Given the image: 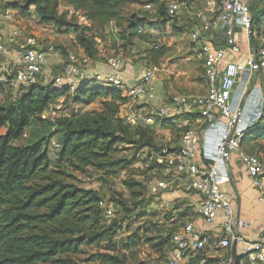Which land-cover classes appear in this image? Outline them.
<instances>
[{
    "label": "trees",
    "instance_id": "trees-1",
    "mask_svg": "<svg viewBox=\"0 0 264 264\" xmlns=\"http://www.w3.org/2000/svg\"><path fill=\"white\" fill-rule=\"evenodd\" d=\"M31 1L39 10L53 13L50 17L54 21L60 19V27H74L64 18H57L54 8L58 0ZM62 1L82 12L93 26L104 29L113 22L121 25L124 5L133 0ZM180 1L189 3L191 0ZM53 3L54 8L51 6ZM258 10L259 7L253 24L258 16L264 15V12L257 14ZM143 21L145 19L135 22V31H138ZM87 31L91 29L87 28ZM257 37H262L261 29ZM254 40L253 36V42ZM79 44L92 61L101 60L94 38L81 35ZM62 53L65 57L68 56L67 52ZM163 55L162 50H153L151 62L158 66ZM9 91L0 84V94L8 92L10 97L7 100L9 104H0V131L6 129V133L0 135V264H83L74 257L86 254V247L97 250L88 254L87 263L147 264L135 261L133 251L143 243L153 244L155 248L159 244L139 234L129 238L123 250L131 251L129 254L119 251L116 246L100 250L105 244L112 243L123 227L116 221L106 223L109 216L100 206L103 199L98 190L80 187L69 175L70 171H85L87 168L105 173L114 169L125 171L133 163L116 158L125 150V145L145 140V145L155 147L154 141L147 138V135H151L150 127H134L122 118L121 111L128 99L121 90L97 86L92 81H82L74 92L67 86L56 89L53 84L24 88L14 98ZM61 98L66 103L72 101L86 106L102 100V105L100 109L93 111L73 110L50 122L54 128L50 137L27 146L16 145L34 122H45L43 114ZM170 120L158 123L171 125L172 130L176 128L181 134L190 129L189 126L179 128L176 124H170ZM263 120L264 113L258 121L247 127L242 142L250 132L262 129L257 128V125ZM56 135H62V142L57 163L53 164L48 146ZM124 185L132 194L137 207L143 197V193L138 191L143 189L142 184L129 179ZM116 203L124 211L130 212L128 200L119 199ZM175 224L173 216L172 229L160 244L166 262L152 264H169V254L174 249L173 236L177 231ZM204 252L207 250L187 252L188 260L184 264H194ZM207 257L208 264H220L219 257ZM246 258L239 257L237 264H246Z\"/></svg>",
    "mask_w": 264,
    "mask_h": 264
},
{
    "label": "rangeland",
    "instance_id": "rangeland-1",
    "mask_svg": "<svg viewBox=\"0 0 264 264\" xmlns=\"http://www.w3.org/2000/svg\"><path fill=\"white\" fill-rule=\"evenodd\" d=\"M55 1L57 0H53V2ZM171 1L133 0L124 5L121 25L113 22L107 24L104 29H98L87 21L82 12L74 10L72 6L62 0H58L55 8L54 3L51 6L56 10L57 18H64L74 26L72 28L60 27L58 24L60 19L54 21L50 17L53 13L39 10L37 5H32L31 0H0V11H9L13 15L11 20H3L0 23V41L5 45L7 51L0 55V66L4 62L13 64L11 56L23 52L22 48L28 37L37 38L41 46L55 47L59 55L62 52L84 54V50L79 44V37L83 35L95 39L96 48L103 61L117 58L122 61L125 69L129 66L139 65L154 70L162 83L165 94L169 97L175 95L187 98L202 96L208 90L205 66L202 59L192 57L190 49L193 45L195 46V43L192 42L191 33L196 25V14L204 12L212 15V10H217L222 0H191L189 3L176 0L182 3L183 8L173 19L167 15L166 11L167 5ZM263 12L264 2L259 6L257 14ZM138 19H145V21L141 23L138 31H135L133 27ZM87 28H90L91 31H87ZM259 29L262 32V37H259L261 40L259 43L254 40L257 50L264 48V15L258 16L253 24L255 33H258ZM16 31L21 32L22 35L15 39L12 34ZM239 45L242 46L243 42ZM156 49L164 52L163 57L158 61V66L151 62L152 52ZM57 73L59 74L60 71ZM253 84L264 92V70L259 73L257 78L256 76L253 78L251 86ZM8 98H10L8 92L0 94V104H9ZM64 101V98L59 99L56 105L43 114L45 122H34L26 130L22 139L16 142V145L27 146L50 137L54 131L50 122L70 114L73 110L76 112L93 111L100 109L102 105V100H98L90 106ZM246 105L247 117V114H253L255 104L250 100ZM258 127L262 129L250 132L242 143V148L246 149L249 154L257 155L264 160V133L262 132L264 120L258 123ZM150 128L152 129L151 135H147V138L154 141L156 144L154 148L145 145L146 141L141 140L134 145H125V150L116 156L117 159L133 163L125 171L114 169L108 171L110 173H105L87 168L85 171L73 170L69 173L80 187L100 192L105 208L112 210V215H109L106 223L111 224L116 221L123 227L116 239L112 243L102 246L100 250L105 251L116 246L119 251L129 254L131 251L123 250L129 238L134 234H139L153 239L154 243L159 244L155 248L153 244L143 243L133 251L135 261L147 264L166 262L160 244L161 240L170 233L174 216L170 207L161 199L162 191L159 193L160 195H152L150 184L166 182L168 178L162 174L165 167H161L162 163H160L163 150L166 148L165 145L170 147L171 143L179 142L182 137L176 128L172 130L171 125L157 123ZM5 133L6 129L0 131V135ZM61 139L62 135H56L49 141L48 150L53 164L57 163L59 155V150L54 145L60 144ZM129 179L136 180L143 186V189L138 190L143 193V197L137 207L132 194L124 185V182ZM119 199L128 200L130 212L124 211L116 203ZM84 251L86 254L76 256L74 259L79 263L93 264L87 263L86 259L88 254L95 253L97 250L86 247ZM206 255L212 256L211 253L204 252L194 264H208Z\"/></svg>",
    "mask_w": 264,
    "mask_h": 264
},
{
    "label": "built area",
    "instance_id": "built-area-1",
    "mask_svg": "<svg viewBox=\"0 0 264 264\" xmlns=\"http://www.w3.org/2000/svg\"><path fill=\"white\" fill-rule=\"evenodd\" d=\"M183 8L182 3L172 0L167 5V13L171 17L177 16ZM213 14L200 12L196 14L197 27L191 33L192 42L200 44V48L192 49L198 53L205 66V78L208 90L206 94L193 98L179 96L167 106L155 110L136 109V104L142 98L151 102L155 98L152 86L156 77L155 71L146 69L141 80L130 85L120 73L123 64L120 59L109 58L107 64L115 72L113 74L90 73L92 60L84 54L71 53L67 57L53 47L41 46L35 37L25 40L23 52L19 54V62L15 66L0 69V84L10 90L12 98L20 95L24 88L36 85H50L62 89L68 87L71 92L78 88L82 81H92L97 86L121 90L128 102L123 106L122 118L132 126L151 127L166 119H174L178 115H198L205 121L206 127L201 131L189 129L182 133L180 145L174 150L168 147L163 150L160 163L177 175L189 178L185 192L200 194L202 199L197 207V214L208 223L215 222L223 214L225 223L221 236L214 245L210 239L194 230L193 225L184 227V233L173 236L174 249L169 254V264H184L187 252L202 251L213 247L227 250L232 242L238 239L234 230V209L231 201L223 190V184L230 181L226 162L234 152H241V161L250 176L253 186L262 191L264 183V160L257 155L242 152V140L247 127L258 121L264 113V92L254 85L251 93L245 95L251 87V81L264 70V48L250 49L248 58L243 62H228L230 55H240L241 50L237 40L236 29H241L250 35L252 12L243 0H222ZM11 12L0 11V23L11 20ZM224 30L226 43L223 47L214 49L205 38L213 32ZM21 32L14 33V38L21 37ZM252 40L254 32H252ZM7 53L5 45L0 41V55ZM60 60V73L56 76L47 64L50 60ZM241 81V92L234 96L237 84ZM244 89V92H243ZM248 97V101L245 99ZM252 100L255 110L252 115L247 114L248 102ZM244 105V107H243ZM57 150L60 144L54 145ZM202 151L203 158L210 163L201 168L196 162L198 153ZM168 190L167 182L160 181L150 184L152 195ZM264 203V194L260 197ZM100 206L107 216L112 210ZM109 216V217H110ZM249 264H264V243H258L243 254ZM238 257L221 259L220 264H237Z\"/></svg>",
    "mask_w": 264,
    "mask_h": 264
},
{
    "label": "crops",
    "instance_id": "crops-1",
    "mask_svg": "<svg viewBox=\"0 0 264 264\" xmlns=\"http://www.w3.org/2000/svg\"><path fill=\"white\" fill-rule=\"evenodd\" d=\"M243 1L248 6L252 4V8L256 10L257 7H259L264 2L263 0ZM196 27L197 24L193 27V30H195ZM236 31L238 44L243 42L242 46L239 45L241 54L228 56V62L245 61L248 58L251 47L253 46L255 48L254 42L250 38L249 34L244 33L239 28H237ZM16 32H13V38L14 33ZM256 34L257 33L254 32V35ZM244 37L246 38V40ZM255 40H257L259 43L261 39L256 36ZM205 41L208 42L212 47H214V49L223 47L226 43L225 31H215L212 34L208 35L205 38ZM200 44H195V46L193 45L192 49L200 48ZM192 49H190L193 54L192 57L202 59V57L198 53L194 52ZM11 59L13 64H10L9 62H4L0 66V69L8 66L17 65L19 62V55L11 56ZM59 64V59L50 60L47 64L48 69L52 70V74L54 76L58 75L57 71L60 70ZM121 70L123 71H120V73L125 78V80L130 85H135L143 77L146 68L138 65L135 67L129 66L125 69L123 66V69ZM114 72L115 71L108 66L107 61L96 60L91 62V74H113ZM241 85L242 83L241 81H239L234 91L235 98L239 94V92H241ZM152 86L155 91L154 100L149 102L146 98H142L140 102L136 104V109L142 108L147 111L160 109L164 106H167L172 101V99L176 98L177 96L175 95L169 97L167 94H165L162 83L159 81L157 76L153 80ZM253 87L254 84L247 90L245 95H249ZM255 87V91L259 92L258 89L260 88L257 87V85ZM248 97L249 96H247L246 99H248ZM169 123L176 124L179 128L189 126L190 129L195 131H201L203 130V128L206 127L205 121L202 120L198 115H178L176 118L171 119ZM180 142L181 138L179 139V142L171 143L170 147L165 145V147L174 150L180 145ZM241 151L249 153L246 149L243 148H241ZM196 162L201 168H206L208 165H210V163L203 158L202 151L198 153ZM226 167L230 176V181L223 184L222 188L225 191L227 198L231 201L234 209V230L235 236H237L238 239L234 240L232 242V246L227 250H218L211 246L207 248V253H211V257L213 258L219 257L220 259H230L234 256L242 258L244 252L251 248V246L258 243H264V203L260 202L259 200L261 195L264 194V183L262 191L256 189L253 186V182L242 164L241 152L239 151L234 152L230 155L229 159L226 162ZM162 174L168 178L166 180L168 184V190L161 192V199L166 205L170 207L171 211L175 216V227L177 229L176 233L183 234L184 227L192 224L196 232L206 235L210 239L211 244L214 245V243L219 240L224 227L225 218L223 214H220L219 218L213 223L206 222L197 214V207L202 199L201 195L197 193L188 194L185 192V186L189 181L188 176L177 175L172 172H169L166 167L164 168ZM187 260L188 257L185 262H187ZM246 264L249 263L247 262Z\"/></svg>",
    "mask_w": 264,
    "mask_h": 264
},
{
    "label": "water",
    "instance_id": "water-1",
    "mask_svg": "<svg viewBox=\"0 0 264 264\" xmlns=\"http://www.w3.org/2000/svg\"><path fill=\"white\" fill-rule=\"evenodd\" d=\"M251 9V12H252V25H251V27H250V38L252 39V32H253V22H254V18H255V16H256V9H254V8H250Z\"/></svg>",
    "mask_w": 264,
    "mask_h": 264
}]
</instances>
